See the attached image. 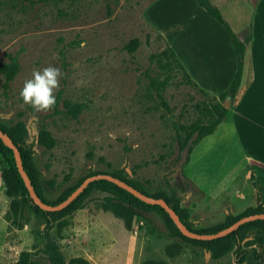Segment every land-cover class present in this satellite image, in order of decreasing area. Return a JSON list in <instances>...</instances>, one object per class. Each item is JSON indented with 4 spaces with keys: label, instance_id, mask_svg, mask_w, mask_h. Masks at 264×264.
<instances>
[{
    "label": "rangeland",
    "instance_id": "obj_1",
    "mask_svg": "<svg viewBox=\"0 0 264 264\" xmlns=\"http://www.w3.org/2000/svg\"><path fill=\"white\" fill-rule=\"evenodd\" d=\"M194 8L197 42L217 27L224 30L195 0H0V127L35 168L43 200L55 205L87 177L105 173L118 175L146 195L176 201L178 210L192 218L195 231L220 229L227 206L241 207L235 192L223 190L219 182L199 183L196 178L192 185L189 168L185 173L182 167L185 153L179 151V140L199 119L198 106L214 103L189 86L179 68L168 67L170 46L183 43L178 20ZM158 24L165 26L170 46ZM198 50L204 56V47L194 52ZM5 64L17 65L8 85L1 70ZM49 65L64 75L54 92L55 106L38 112L23 103L19 92L34 70ZM42 131L55 139L53 149L39 144ZM207 148L212 150L213 143ZM11 169L0 153V264H51L43 251L47 221L21 188L16 196L8 195L2 177ZM204 187L212 190H198ZM109 197L113 195L95 185L72 207L55 214L59 221L50 235L66 261L83 257L90 264H141L149 259L240 264L234 237L222 239L217 249L186 241L172 233L157 208L137 202L138 216L128 231L123 220L104 210ZM14 201L20 204L18 213ZM59 222H67L63 231ZM248 226L239 233L242 264H256L254 238L264 226ZM173 244H180L182 252L169 258L165 248ZM227 245L232 246L228 251ZM24 253L30 254L27 262Z\"/></svg>",
    "mask_w": 264,
    "mask_h": 264
},
{
    "label": "crops",
    "instance_id": "obj_2",
    "mask_svg": "<svg viewBox=\"0 0 264 264\" xmlns=\"http://www.w3.org/2000/svg\"><path fill=\"white\" fill-rule=\"evenodd\" d=\"M210 1L220 10L238 39L245 43V69L242 86L230 99V119L194 148L185 165V173L189 168L188 179L192 185L198 183V178L199 183L216 185L219 182L223 190L235 192L241 207L232 208L229 203L225 213L227 222L229 217L239 218L248 210L264 208V0ZM196 9L178 20L176 28L184 35L179 47L170 46L164 25L158 24V28L191 79L202 90L219 97L236 76L237 56L230 35L220 23L224 30L217 27L215 32L211 31L197 42ZM198 46L204 47V56H200L199 50L194 52ZM210 143H213L212 150L207 148ZM249 200L251 203H247ZM189 220L193 223L192 218ZM206 228L200 229L209 230ZM254 241L253 248L264 264L261 236L257 234Z\"/></svg>",
    "mask_w": 264,
    "mask_h": 264
},
{
    "label": "trees",
    "instance_id": "obj_3",
    "mask_svg": "<svg viewBox=\"0 0 264 264\" xmlns=\"http://www.w3.org/2000/svg\"><path fill=\"white\" fill-rule=\"evenodd\" d=\"M196 3L205 10V12L212 17L213 19H215L218 23H220L228 32V34L230 35L231 39H232V44L237 56V61H238V66H237V73L236 76L232 82V84L230 85V87L228 88L227 91H225L224 93H222L219 97H216L204 90H202L190 77V75L187 73V71L185 70V68L181 65L180 61L177 59L176 55L173 53V51L170 49L169 54L172 56V62H168V67L172 68L174 65L179 68L183 74L184 77L186 78V82L189 86H193L194 88H196L197 90L200 91V93H202L205 96H208L210 98H212L214 100V103L207 105V106H202L201 104L198 106L199 110H200V115H199V119L193 123L190 127H188L185 131H186V136L185 138H180L179 140V151L180 153H185V160L182 164V167L187 165L190 161V156L194 150V148L207 136H210L212 134H214V132L216 131V129L218 128V126L229 120L231 117V108H226L224 106V101L228 98L233 99L238 91L240 90L241 86H242V82H243V75H244V69H245V56H246V45L245 43H243L242 41H240L237 37V35L234 33V31L232 30L230 24L224 19L222 13L220 12V10L214 6L210 0H195ZM138 44L137 41L133 42V47L136 48V45ZM132 50V48H130ZM1 70L2 72L6 75V82L7 85L9 83H11L16 75L17 72V65H2L1 66ZM154 85L157 86V84L154 82ZM158 90L159 87L157 86ZM160 91V90H159ZM0 130H2V132H4L5 134H7L12 141L13 140V136L11 134H8L6 130H4L3 128L0 127ZM38 142L39 144L43 145L44 147H46L47 149H53L55 147V139L53 138V136L51 135V133H49L48 131H42L39 136H38ZM14 144L17 146V148L19 149L20 155H21V159H22V163L24 166V169L28 175V177L30 178L37 195L39 196V198L46 204L47 203L45 200H43V198L40 196L39 191L37 189V185L35 182V178H34V173H35V168L33 167V165L29 162V159L27 158V156L22 152L21 147L19 146V144L15 143ZM0 153L6 158V160L12 165V169L10 170V172H8V174H4L3 175V180L5 182V184L8 187V195L10 197H14L17 195L18 193V189H22L23 192H25V194L30 198V200L33 202V200L31 199L30 193L26 187V184L23 180V178L21 177L19 170L17 168L16 165V161H15V155L14 152L9 149L3 142L2 138L0 137ZM99 174H105V173H99ZM96 175V174H94ZM93 176V175H91ZM118 179L119 176L118 175H112ZM88 178V177H87ZM122 180V179H120ZM124 181V180H122ZM84 182V181H83ZM126 182V181H124ZM127 183V182H126ZM129 184V183H128ZM99 186L101 191L112 194L113 198L109 197L106 198V203L104 205V210L105 211H110L112 214H114V216L116 218H119L121 220H123L124 225L126 227V229L128 231H132L133 227H134V223H135V219L137 218L138 214H137V210L135 208V206L133 205L134 202H137L139 204H141L144 207H153V208H157L162 216L166 219L168 225L170 226V229L172 231V233H174L176 236L181 237L182 239L186 240V241H192L198 244H202V245H213L216 249L220 248V246H217V244L224 238H228V237H234V244H236V251H235V256H236V260L238 263L242 264L244 263L245 260V255L244 253H240V250L242 248V243H243V239L240 236V230L243 229L244 227L248 226L251 228V225H262L264 226V220H256L253 222H249L246 223L242 226H240L239 228H237L234 232H232L231 234H229L228 236L224 237V238H220L217 240H212V241H201V240H194V239H190L186 236H184L180 230L177 228V226L175 225V223L173 222V220L171 219V217L169 216V214L159 205H149L146 204L144 202H142L141 200H139L138 198H136L135 196H133L131 193L127 192L126 190H123L122 188H120L119 186L107 181V180H98L95 181L93 183H91L87 189H85L78 198H76L70 205L69 207H72L78 200L80 197H82L85 192L92 186ZM131 185V184H129ZM132 186V185H131ZM134 187V186H133ZM136 188V187H134ZM77 189V188H76ZM75 189V190H76ZM137 189V188H136ZM74 190V191H75ZM139 190V189H137ZM73 191V192H74ZM140 191V190H139ZM72 192V193H73ZM142 192V191H140ZM72 193L68 194V196L66 198H64L63 200H61L59 203L53 205V204H49V205H53V206H57L59 204H61L62 202H64ZM143 193V192H142ZM145 194V193H144ZM146 195V194H145ZM149 196V195H147ZM153 197V196H150ZM153 198L159 199L162 198L164 199L169 206L178 214L180 220L182 221V223L186 226V228L188 230H190L191 232H195L198 234H215L223 229L228 228L229 226L233 225L235 222H237L238 220L247 217V216H252V215H256V214H264V208L262 207H258L257 209L254 210H248L243 216L239 217V218H233V217H229L227 222L224 224L223 227H221L220 229H216V230H203V231H195L194 229H192V222L189 220L188 217V213L187 211H179L178 210V204L177 202H171L168 201L166 198L161 197V196H154ZM33 204L35 205V203L33 202ZM13 210L18 213L19 212V208H20V204H18L16 201L13 202ZM36 210L38 212V214L42 217H44L47 221V226H46V237H47V244L44 247L43 251L44 254L49 258L51 264H90V262L83 258V257H77V258H72L70 261H66L63 256L60 254V248L59 245L53 240V238L50 235L51 230L55 227V225L57 224V222L59 220H57L55 218V214H59V213H63L66 209L59 211V212H46L44 210H42L40 207H38L37 205H35ZM67 225V222H59L58 227L60 231H63L65 228V226ZM254 227V226H252ZM258 235L261 236V242L264 243V232L259 233ZM232 248L231 245H227L225 250L228 251ZM182 252V246L180 244H173V245H169L165 248V253L169 258H175L177 257L180 253ZM29 253H24L22 255V257L26 258V262L27 259H29ZM254 255H255V261L256 264H262L260 262L259 259V255L257 254V252L254 250ZM24 261V260H23ZM18 264H33V263H21L19 262ZM141 264H168L166 261L163 260H146L144 262H142Z\"/></svg>",
    "mask_w": 264,
    "mask_h": 264
},
{
    "label": "water",
    "instance_id": "obj_4",
    "mask_svg": "<svg viewBox=\"0 0 264 264\" xmlns=\"http://www.w3.org/2000/svg\"><path fill=\"white\" fill-rule=\"evenodd\" d=\"M224 106L226 108L231 107L230 98H228L224 101ZM0 137L2 138L4 144L14 152L17 168L19 170L21 177L23 178V180L26 184V187L30 193L31 199L33 200L35 205H37L38 207H40L42 210H44L46 212H59V211H62L64 209L68 208V206L76 198H78L79 195L85 189H87L91 183L98 181V180H107V181L119 186L123 190H126L127 192L131 193L133 196H135L136 198H138L139 200H141L142 202H144L146 204L161 206L169 214V216L171 217V219L173 220V222L175 223L177 228L180 230V232L184 236H186L190 239L201 240V241L217 240V239L224 238V237L228 236L229 234L234 232L237 228H239L240 226H242L246 223L253 222L256 220H264V214H256V215L244 217V218L238 220L237 222H235L233 225L229 226L228 228L223 229V230H221L215 234H198L195 232H191L190 230H188L186 228V226L180 220L178 214L169 206V204L164 199H162V198L156 199V198L147 196L144 193L137 190L136 188H134L133 186L129 185L128 183H126V182H124V181H122V180H120V179H118V178H116L110 174H96L93 176H89L64 202H62L61 204H59L57 206L49 205V204L44 203L39 198V196L37 195L36 190H35L30 178L28 177V175L24 169L19 149L14 144L12 139L7 134L2 132V130H0Z\"/></svg>",
    "mask_w": 264,
    "mask_h": 264
},
{
    "label": "clouds",
    "instance_id": "obj_5",
    "mask_svg": "<svg viewBox=\"0 0 264 264\" xmlns=\"http://www.w3.org/2000/svg\"><path fill=\"white\" fill-rule=\"evenodd\" d=\"M63 75L59 68L52 65L34 70L19 92L23 103L38 112L51 110L56 104L54 92L60 87L59 81Z\"/></svg>",
    "mask_w": 264,
    "mask_h": 264
}]
</instances>
